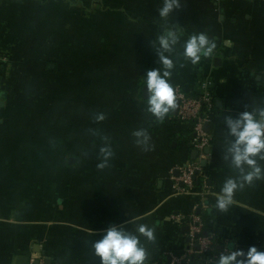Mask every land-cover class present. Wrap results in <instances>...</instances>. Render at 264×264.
<instances>
[{
    "label": "crops",
    "instance_id": "0c3cea01",
    "mask_svg": "<svg viewBox=\"0 0 264 264\" xmlns=\"http://www.w3.org/2000/svg\"><path fill=\"white\" fill-rule=\"evenodd\" d=\"M162 5L0 0V264H100L93 244L113 223L154 226V241L141 238L147 264H170L189 240L192 212L208 213L213 240L212 260L200 264L264 249V179L239 189L228 210L215 207L238 174L226 118L264 109V0H181L168 17ZM168 28L182 36L168 53L176 91L213 102L199 195L175 189L197 157L191 124L175 109L163 122L152 117L141 85L163 68L157 38ZM197 32L217 46L193 65L183 41ZM140 128L151 134L148 150L133 135ZM102 148L111 156L99 168Z\"/></svg>",
    "mask_w": 264,
    "mask_h": 264
},
{
    "label": "clouds",
    "instance_id": "9594fccd",
    "mask_svg": "<svg viewBox=\"0 0 264 264\" xmlns=\"http://www.w3.org/2000/svg\"><path fill=\"white\" fill-rule=\"evenodd\" d=\"M181 7V0H163L159 8L161 17H168ZM182 36L174 28H168L158 38L159 55L163 68H152L141 81L146 86L149 95L145 99L147 111L156 120L163 122L176 108L178 87L172 82L175 61L171 55L174 46ZM216 42L206 32H197L183 41V56L193 65L202 58L211 57L216 49ZM98 118L102 119L103 114ZM228 132L234 139L227 148L231 154V163L238 174L228 176L218 193H215V207L226 211L235 202V193L245 185L264 179V109L246 110L238 116H228ZM136 143L145 150L151 147V134L145 128L133 132ZM104 159L97 167L108 165L111 152L102 148ZM148 241L156 239L155 227L147 224H137L135 230H129L123 224L113 223L104 234L93 244L94 253L100 258V264H147L148 250L141 238ZM216 264H264V249L251 245L245 252L235 249L231 252L221 251Z\"/></svg>",
    "mask_w": 264,
    "mask_h": 264
},
{
    "label": "built area",
    "instance_id": "2783aa9c",
    "mask_svg": "<svg viewBox=\"0 0 264 264\" xmlns=\"http://www.w3.org/2000/svg\"><path fill=\"white\" fill-rule=\"evenodd\" d=\"M177 98L180 100L178 118L189 122L193 131L191 148L196 152V158L181 167L180 176L177 180L184 183L180 187L178 182L175 189L180 193L202 194L201 187H206L204 180L203 186L198 187L196 180L203 175V168L200 159L207 156L206 149L209 145L210 136L205 131L204 124L209 120L213 102L210 95L191 96L180 89H177ZM189 240L185 244L183 252L172 254L170 264H192L199 253V258L211 261L213 258V240L210 234L206 233L205 219L199 212H192L189 216Z\"/></svg>",
    "mask_w": 264,
    "mask_h": 264
},
{
    "label": "water",
    "instance_id": "95a60500",
    "mask_svg": "<svg viewBox=\"0 0 264 264\" xmlns=\"http://www.w3.org/2000/svg\"><path fill=\"white\" fill-rule=\"evenodd\" d=\"M144 94H145L146 96L149 95V92H148V89H147L146 86H144ZM179 105H180V100L177 98V105H176V108H175V112H176V113H178ZM206 162H207V160H203V161H202V164L205 166V165H206ZM206 233H207V232H206ZM196 256H199V253H197ZM26 264H27V262H26ZM35 264H40V261L37 259L36 262H35ZM47 264H51V262L48 260V261H47Z\"/></svg>",
    "mask_w": 264,
    "mask_h": 264
},
{
    "label": "trees",
    "instance_id": "16d2710c",
    "mask_svg": "<svg viewBox=\"0 0 264 264\" xmlns=\"http://www.w3.org/2000/svg\"><path fill=\"white\" fill-rule=\"evenodd\" d=\"M203 216L204 217H207L208 216V213H204L203 214ZM207 227V226H206ZM206 230H208V228H206ZM201 258H199V257H196V259H194L193 261H192V264H200L201 263Z\"/></svg>",
    "mask_w": 264,
    "mask_h": 264
}]
</instances>
